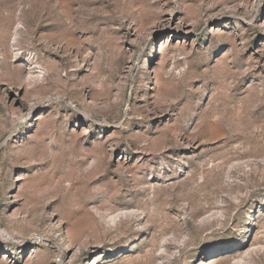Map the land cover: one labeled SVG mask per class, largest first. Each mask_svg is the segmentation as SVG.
<instances>
[{"label":"rangeland","instance_id":"obj_1","mask_svg":"<svg viewBox=\"0 0 264 264\" xmlns=\"http://www.w3.org/2000/svg\"><path fill=\"white\" fill-rule=\"evenodd\" d=\"M0 264H264V0H0Z\"/></svg>","mask_w":264,"mask_h":264},{"label":"bare ground","instance_id":"obj_2","mask_svg":"<svg viewBox=\"0 0 264 264\" xmlns=\"http://www.w3.org/2000/svg\"><path fill=\"white\" fill-rule=\"evenodd\" d=\"M3 233H4V235H5L7 238H9V239H16V238L19 237V236H16V235H14V234H12V233L6 231V230H3ZM22 240H23V241H28L27 238H22Z\"/></svg>","mask_w":264,"mask_h":264}]
</instances>
